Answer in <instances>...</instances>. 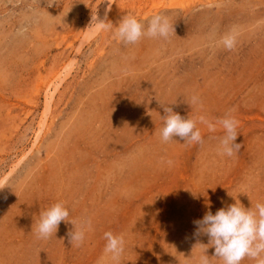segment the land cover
<instances>
[{
  "label": "rangeland",
  "instance_id": "obj_1",
  "mask_svg": "<svg viewBox=\"0 0 264 264\" xmlns=\"http://www.w3.org/2000/svg\"><path fill=\"white\" fill-rule=\"evenodd\" d=\"M95 14L114 27L87 30ZM157 14L168 39L115 37L124 16ZM230 31L234 51L218 43ZM164 107L235 109L240 151L221 155L223 129L204 124L202 144L163 143ZM236 200L264 203V0H0V264H114L106 232L125 240L120 264H197L209 241L193 221ZM58 202L91 221L79 247L64 221L37 238Z\"/></svg>",
  "mask_w": 264,
  "mask_h": 264
},
{
  "label": "clouds",
  "instance_id": "obj_2",
  "mask_svg": "<svg viewBox=\"0 0 264 264\" xmlns=\"http://www.w3.org/2000/svg\"><path fill=\"white\" fill-rule=\"evenodd\" d=\"M113 24L108 21L107 15L99 19L92 15L91 23L87 30L93 34L109 31ZM175 33L174 24L169 17L161 14L154 15L147 24L137 20L134 16L126 15L118 26L115 27V37L125 45H135L143 38L168 39ZM219 45L225 50L234 51L238 44V37L234 31L224 34L219 40ZM201 104L198 96L191 98V105ZM202 106V104H201ZM235 109H230L223 118L210 121L206 116L200 115L196 118H184L173 111L172 107H164L165 115L161 117L164 121L161 129V141L163 143L173 142L179 137L185 145L202 144L203 136L198 124L206 125L209 132H216L217 126L223 129L220 138L221 155L234 156L241 149V144L236 143L239 135L237 129L239 121L231 115ZM163 162V158H162ZM167 163L171 165L172 161ZM70 211L63 202H58L40 214L36 224L38 239H50L58 231L62 221L71 223L74 230L68 233L69 242L77 247L81 246L86 230L91 228L89 219H81L79 224L69 220ZM196 226L195 236L206 235L208 244L197 243L195 247L201 249L197 264H212V258H217L223 264H241L244 259H252L256 264H264V203H256L255 209L245 208L239 200L234 204L217 210L215 214L208 211L202 219L193 221ZM104 237L107 241L104 252L110 255L114 264H120L121 257L125 251V240L123 236L113 235L106 232ZM214 248V256L210 257L207 252Z\"/></svg>",
  "mask_w": 264,
  "mask_h": 264
},
{
  "label": "bare ground",
  "instance_id": "obj_3",
  "mask_svg": "<svg viewBox=\"0 0 264 264\" xmlns=\"http://www.w3.org/2000/svg\"><path fill=\"white\" fill-rule=\"evenodd\" d=\"M57 84V83H56ZM51 85V84H50ZM57 86V85H56ZM55 88V87H54ZM50 90V89H49ZM50 92H52V91H50ZM47 93V92H46ZM45 95V94H44ZM50 96V95H49ZM48 97V96H47ZM51 97V96H50ZM50 107V106H49Z\"/></svg>",
  "mask_w": 264,
  "mask_h": 264
}]
</instances>
